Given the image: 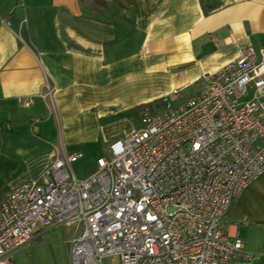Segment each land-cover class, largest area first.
<instances>
[{"label":"crops","instance_id":"crops-1","mask_svg":"<svg viewBox=\"0 0 264 264\" xmlns=\"http://www.w3.org/2000/svg\"><path fill=\"white\" fill-rule=\"evenodd\" d=\"M104 1L0 0V176L10 188L38 179L55 149L108 156L107 146L137 129L133 119L145 108L171 104L192 85L203 88L202 77L238 48L264 53V0ZM43 74L56 88L51 100L40 96ZM240 193L222 226L258 261L264 173ZM57 231L68 250L74 227L62 224L13 250L11 259Z\"/></svg>","mask_w":264,"mask_h":264},{"label":"built area","instance_id":"built-area-1","mask_svg":"<svg viewBox=\"0 0 264 264\" xmlns=\"http://www.w3.org/2000/svg\"><path fill=\"white\" fill-rule=\"evenodd\" d=\"M237 53L185 102L145 108L141 127L107 146L84 178L71 167L81 150L55 149L38 179L8 189L0 199V264H13V250L62 224L74 227L68 264H102L109 255L119 264L252 260L222 226L229 205L264 173V53ZM41 87L51 100L47 74Z\"/></svg>","mask_w":264,"mask_h":264},{"label":"rangeland","instance_id":"rangeland-1","mask_svg":"<svg viewBox=\"0 0 264 264\" xmlns=\"http://www.w3.org/2000/svg\"><path fill=\"white\" fill-rule=\"evenodd\" d=\"M202 88L201 85H192L189 88L181 91L179 96L176 97L172 102V105H177L181 103L183 100L188 99L187 97H191L196 91H199ZM169 104V103H167ZM164 105L156 106L157 111L163 110ZM141 118L133 119V123L136 125V128L141 127ZM85 152L84 156L74 162L72 164L73 174L78 179L84 178L88 172H90L94 167V159L99 153L95 152ZM101 155L107 156V153H101ZM11 180L8 177L0 176V197L10 188ZM63 231H57L52 233L50 236H46V238H42L36 241L33 247L24 253H18L13 256L12 261L13 264H67L68 262V251L67 244L65 242L66 237ZM256 257V256H255ZM254 258V257H253ZM251 261V260H250ZM236 264H264V258L251 262H243Z\"/></svg>","mask_w":264,"mask_h":264},{"label":"trees","instance_id":"trees-1","mask_svg":"<svg viewBox=\"0 0 264 264\" xmlns=\"http://www.w3.org/2000/svg\"><path fill=\"white\" fill-rule=\"evenodd\" d=\"M97 4L104 5L105 1L104 0H94ZM1 198V197H0Z\"/></svg>","mask_w":264,"mask_h":264}]
</instances>
